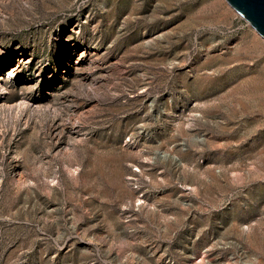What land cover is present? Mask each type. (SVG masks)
<instances>
[{
    "label": "rangeland",
    "instance_id": "obj_1",
    "mask_svg": "<svg viewBox=\"0 0 264 264\" xmlns=\"http://www.w3.org/2000/svg\"><path fill=\"white\" fill-rule=\"evenodd\" d=\"M0 264H264V38L225 0H0Z\"/></svg>",
    "mask_w": 264,
    "mask_h": 264
},
{
    "label": "water",
    "instance_id": "obj_2",
    "mask_svg": "<svg viewBox=\"0 0 264 264\" xmlns=\"http://www.w3.org/2000/svg\"><path fill=\"white\" fill-rule=\"evenodd\" d=\"M250 26L264 38V0H225Z\"/></svg>",
    "mask_w": 264,
    "mask_h": 264
}]
</instances>
